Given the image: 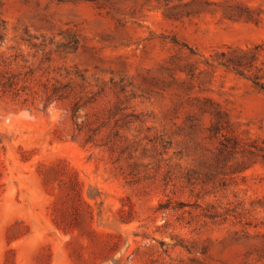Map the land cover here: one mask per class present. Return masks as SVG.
<instances>
[{
    "label": "rangeland",
    "instance_id": "obj_1",
    "mask_svg": "<svg viewBox=\"0 0 264 264\" xmlns=\"http://www.w3.org/2000/svg\"><path fill=\"white\" fill-rule=\"evenodd\" d=\"M0 264H264V0H0Z\"/></svg>",
    "mask_w": 264,
    "mask_h": 264
}]
</instances>
